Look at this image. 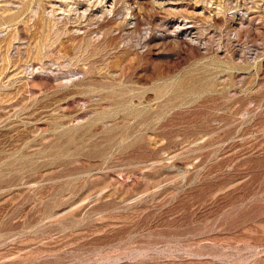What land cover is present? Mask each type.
I'll return each mask as SVG.
<instances>
[{
  "label": "rangeland",
  "instance_id": "obj_1",
  "mask_svg": "<svg viewBox=\"0 0 264 264\" xmlns=\"http://www.w3.org/2000/svg\"><path fill=\"white\" fill-rule=\"evenodd\" d=\"M0 264H264V0H0Z\"/></svg>",
  "mask_w": 264,
  "mask_h": 264
}]
</instances>
